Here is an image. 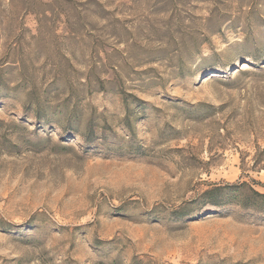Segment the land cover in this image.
<instances>
[{"label": "rangeland", "instance_id": "374dc122", "mask_svg": "<svg viewBox=\"0 0 264 264\" xmlns=\"http://www.w3.org/2000/svg\"><path fill=\"white\" fill-rule=\"evenodd\" d=\"M250 188L264 0H0V264H264Z\"/></svg>", "mask_w": 264, "mask_h": 264}, {"label": "trees", "instance_id": "16d2710c", "mask_svg": "<svg viewBox=\"0 0 264 264\" xmlns=\"http://www.w3.org/2000/svg\"><path fill=\"white\" fill-rule=\"evenodd\" d=\"M238 186H240V187L245 186V183H243V184H241V185H238ZM229 188H231V187H229ZM219 190H220L219 187H215V188H213L212 190L206 191V192L204 193V199L206 200L205 202L208 201L207 203H208L210 206H212V207H217V206H218V203H217L216 200L213 199V195H214L215 192H217V191H219ZM250 191H251L253 197L258 198V199H263V200H264V194L258 193L257 191H255V190H253V189H251V188H250Z\"/></svg>", "mask_w": 264, "mask_h": 264}]
</instances>
